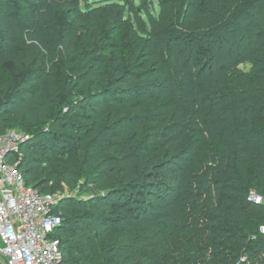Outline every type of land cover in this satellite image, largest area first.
I'll return each instance as SVG.
<instances>
[{
  "label": "trees",
  "instance_id": "1",
  "mask_svg": "<svg viewBox=\"0 0 264 264\" xmlns=\"http://www.w3.org/2000/svg\"><path fill=\"white\" fill-rule=\"evenodd\" d=\"M81 1L74 28L97 32L58 44L53 0L0 3V59L22 77L0 80V135L32 129L9 162L41 194L60 176L100 192L91 214L76 215L75 199L57 205L63 264L86 253L96 264H264V204L249 200L264 198V0H159L137 28L131 0ZM33 76L46 84L40 101L10 119L4 98ZM52 140L68 151L45 167L36 144ZM156 188L166 194L144 212ZM112 196L124 201L111 207ZM109 226V246L83 243Z\"/></svg>",
  "mask_w": 264,
  "mask_h": 264
},
{
  "label": "built area",
  "instance_id": "2",
  "mask_svg": "<svg viewBox=\"0 0 264 264\" xmlns=\"http://www.w3.org/2000/svg\"><path fill=\"white\" fill-rule=\"evenodd\" d=\"M28 140V135L14 130L0 135V264H63L56 236L62 223L55 211L59 204L56 195L41 194L27 185L17 166L9 162ZM249 200L264 204V198L255 192ZM260 230L264 234V226Z\"/></svg>",
  "mask_w": 264,
  "mask_h": 264
},
{
  "label": "rangeland",
  "instance_id": "3",
  "mask_svg": "<svg viewBox=\"0 0 264 264\" xmlns=\"http://www.w3.org/2000/svg\"><path fill=\"white\" fill-rule=\"evenodd\" d=\"M22 2H26L27 6L31 11L36 10L37 6L39 5L40 1L42 0H21ZM87 1L84 3L83 1L80 2V9H88L89 6L93 9L99 6H105L106 4H112L117 3V0H84ZM53 4L50 6V17H58L60 18V26H57L54 29V31L58 32L56 36H53L50 39V41L57 42L55 44H58L60 42V38H64L62 40L67 41V35L70 33L73 35L76 33V36L79 38H84L87 35H93L97 31V27L93 26L90 28H87L85 30H78L77 28H74L73 26V20L72 15H74V11L77 10V8L74 5V0H53ZM0 3L2 4H9V0H0ZM8 9H11V5H9ZM6 8V7H5ZM136 8V9H135ZM108 11L112 12L113 9H109ZM130 13L132 12V20L134 26L137 28V22H148V17L150 16H158L160 13V5L159 0H131V7H130ZM129 12L125 13V17H127ZM111 15H114L112 13ZM34 20V19H33ZM111 26V25H109ZM108 26V27H109ZM35 28V27H34ZM47 29V28H46ZM69 34V35H70ZM50 37V36H48ZM47 37V38H48ZM61 40V41H62ZM60 67V66H58ZM240 69L244 72H250L252 69V65L249 63L243 64L240 66ZM16 70L10 63H6L5 61L0 59V80L3 82H8L10 79H18L17 82H21L22 77L16 78ZM33 79H37L38 84H34L32 86H29L28 84H25L21 88H18L17 90H14V92L9 95H7L4 100L6 102L5 108H3V113L6 116H9L10 119H14L16 115V110L23 106H30L33 107L40 101V95L42 93L43 87L46 85L43 81L44 78L33 76L31 77ZM43 79V80H42ZM57 80H59V77H57ZM53 87L56 88V83H54ZM27 93H24V92ZM14 123V122H13ZM12 122L9 123L11 125ZM8 129H11L9 126ZM32 130V129H28ZM27 129H24V131H16L17 133L25 134V131H28ZM15 131V130H14ZM22 143L21 145H23ZM54 145L55 148L52 150L45 147L44 142H40L37 145L38 149V156H40L45 162V167L48 166V163H51L50 159H52V153L57 152L59 150H65L68 151V145L66 143H59L58 141H51L49 145ZM21 148V146H20ZM53 151V152H52ZM55 167V165H54ZM82 183L85 184L84 189L83 185L81 187H77L75 189H71L68 187L66 181H64V177L60 176V186L54 190L53 194L56 195L57 200L59 203L69 201L71 199L78 200L80 202H83V204L76 210V215L82 216L84 214H91L89 202L93 200H97L99 197L100 192L97 191L95 187H93V183L90 181V184L87 183V179L81 180ZM166 190L165 188H156V190H153V196L150 198V201H147L143 206L142 209L145 210L144 212L149 211L148 213H153L151 209V205H154V203H158L159 199L158 197L165 196ZM120 201V202H119ZM124 199L121 197H114L108 198V203H110V206L113 207V203H121ZM153 203V204H151ZM93 205H98L96 202L93 203ZM117 215L120 213L118 211ZM110 216H115L116 213L108 214ZM76 219V218H75ZM112 227L109 226V228L106 231L100 232V235L98 239L94 242V240L91 238V236H86V245L88 248L92 249H99L98 247L100 244H104L106 246H109L111 243V234L112 233ZM2 247V244L0 243V248ZM69 256V255H68ZM70 257V256H69ZM79 259V256H77ZM84 259L86 260V263L83 261H80V264H96L93 262V258L88 253L85 254Z\"/></svg>",
  "mask_w": 264,
  "mask_h": 264
}]
</instances>
